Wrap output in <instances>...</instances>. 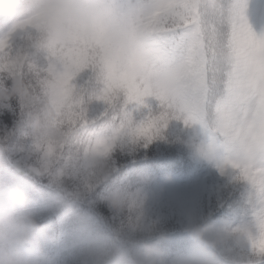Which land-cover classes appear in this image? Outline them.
I'll return each mask as SVG.
<instances>
[{
  "label": "snow or ice",
  "instance_id": "6c2138e0",
  "mask_svg": "<svg viewBox=\"0 0 264 264\" xmlns=\"http://www.w3.org/2000/svg\"><path fill=\"white\" fill-rule=\"evenodd\" d=\"M246 0H0V92L5 77H32L64 142L38 140L49 163L66 146L92 163L125 137L151 141L170 119H208L237 146L229 162L255 189L264 255V36ZM226 28L230 30H225ZM42 48L43 64L30 59ZM89 97L104 105L89 115ZM154 97L163 109L137 119ZM5 99H0V106Z\"/></svg>",
  "mask_w": 264,
  "mask_h": 264
},
{
  "label": "trees",
  "instance_id": "16d2710c",
  "mask_svg": "<svg viewBox=\"0 0 264 264\" xmlns=\"http://www.w3.org/2000/svg\"><path fill=\"white\" fill-rule=\"evenodd\" d=\"M220 3L228 8L233 0H220ZM30 52V59L43 64L46 53L42 48H32ZM25 79L29 82L32 77ZM13 81V78L5 77L3 87L9 91ZM96 102L97 100L89 97L86 106L90 116ZM3 104L6 106H0V150H10L20 147L30 139L32 128L29 112L33 109L26 106L19 97L6 98ZM103 110L104 105L103 109L97 108V115ZM155 114H159V111ZM202 121L204 131L201 130L208 136V140L215 142L220 139L211 127L212 122L208 119ZM174 126L170 119L167 126L151 141L133 139L131 142L115 145L106 158L111 167L110 173L100 175L96 167L88 182L73 176L67 169L63 173V167L70 165L72 161L71 156L75 149L71 145L65 147L48 173L40 174L29 165L28 172L24 175L11 169L4 174L3 179L17 183L28 194L29 201H34L51 189H59L68 199L81 205L64 220L59 215L50 216L45 221L37 220L49 233V238L41 244V257L45 261L47 258L54 264H95L97 253L104 249L100 244L103 238L110 239L117 246H123L135 238H145L158 244L174 240L193 243L188 232L189 225L182 217L156 220L145 229L136 222L128 208L117 212L109 205L110 195L135 170L148 167L170 173L189 168L188 157L195 156L200 148L189 140H183L179 132L173 134ZM237 175L230 173L222 181L219 180L220 205L209 184H203L202 193L194 203L192 223L210 226L215 223H234L226 243L211 250L217 264H264V255L252 247V239L258 234L259 208L255 203V213L251 212L248 204L250 187L247 183H240ZM56 177L59 179L54 180ZM70 226L76 227L74 238L67 235L66 231ZM161 233L166 237L164 240H158ZM67 239L74 244L70 247L64 246Z\"/></svg>",
  "mask_w": 264,
  "mask_h": 264
},
{
  "label": "rangeland",
  "instance_id": "374dc122",
  "mask_svg": "<svg viewBox=\"0 0 264 264\" xmlns=\"http://www.w3.org/2000/svg\"><path fill=\"white\" fill-rule=\"evenodd\" d=\"M234 2L235 0H233ZM246 5L245 14L252 31L258 36H264V0H246ZM5 28L6 25H0V33ZM145 103L148 107L142 106L137 111L138 120L143 119L149 112L155 114L156 111L160 113L163 110L160 107V102L154 97L146 98ZM102 104L97 100L92 117L97 115V108L103 109ZM171 121L175 124L174 129H172L173 134L176 135V132H179L183 140H189L194 146L200 148L195 156L188 157L189 168L185 171L169 173L166 170L155 171L143 167L131 172L116 189V191L124 192L129 197L130 206L128 209L135 216L136 222L145 229L153 225L156 220L160 221L169 217H182L187 225L192 224L194 221V203L202 193L203 184H209L217 203L220 205L219 180L222 181L230 173H237L239 176V170L232 168L229 163L239 160L240 153L236 144L229 137L218 132L212 123L213 131L217 137H220L215 142L208 140V136L202 132L201 129L204 131L202 126L204 121L200 119L186 124L185 118L181 116L180 118H173ZM29 137L30 139L20 147L0 150V179H3L4 174L9 169L14 171L20 169L27 173L29 165L40 174L52 170L55 162L49 163L45 153L37 147L38 139L33 130ZM132 140L131 137H125L118 140L115 145ZM71 159V164L63 167V173L67 169L73 176L81 177L85 182H88L90 174L95 171L96 166L85 157L83 151L77 153L74 150ZM58 179L56 177L54 180ZM239 180L240 183H247L250 187L248 204L251 212L255 213V189L247 181ZM53 184L57 185V183ZM77 207H81V205L68 199L59 189H51L39 195L34 201H29L26 210L39 221H45L54 215H59L64 220ZM212 227L221 229L228 235L232 232L234 223H215ZM66 232L68 236L74 238L77 233L76 227L70 226ZM73 244L69 243L67 239L64 246L70 247ZM100 244L103 248L119 247L108 238H103ZM158 245L164 249L170 261L179 256L189 255L195 250L194 243L179 240ZM45 259L46 261L40 256V264H54L47 258Z\"/></svg>",
  "mask_w": 264,
  "mask_h": 264
},
{
  "label": "clouds",
  "instance_id": "9594fccd",
  "mask_svg": "<svg viewBox=\"0 0 264 264\" xmlns=\"http://www.w3.org/2000/svg\"><path fill=\"white\" fill-rule=\"evenodd\" d=\"M253 59L264 62V50L253 54ZM19 97L31 107L29 122L38 140L64 142L67 134L52 121L46 106H41L40 98L30 89L25 78L16 77L9 91L0 92V99ZM92 163L100 175H108L110 164L103 156L93 158ZM28 194L15 182L0 179V264H40L41 244L49 238L47 229L26 209ZM109 205L117 212H123L130 206L129 197L121 191L113 192ZM195 250L189 255L170 261L166 252L158 243L145 238H135L119 247L101 249L95 264H217L211 250L228 240L221 229L210 225L192 223L188 227ZM166 237L160 234L158 240Z\"/></svg>",
  "mask_w": 264,
  "mask_h": 264
}]
</instances>
